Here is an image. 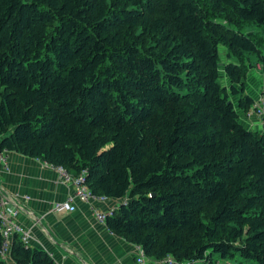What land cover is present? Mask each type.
Instances as JSON below:
<instances>
[{"label":"trees","instance_id":"16d2710c","mask_svg":"<svg viewBox=\"0 0 264 264\" xmlns=\"http://www.w3.org/2000/svg\"><path fill=\"white\" fill-rule=\"evenodd\" d=\"M251 23L264 0H0V153L85 173L154 264H264ZM1 227L0 264H56Z\"/></svg>","mask_w":264,"mask_h":264},{"label":"crops","instance_id":"0c3cea01","mask_svg":"<svg viewBox=\"0 0 264 264\" xmlns=\"http://www.w3.org/2000/svg\"><path fill=\"white\" fill-rule=\"evenodd\" d=\"M249 84V91L255 92L258 84ZM245 118L244 124L253 131L263 127L255 112ZM5 158L8 169L0 162V199L5 194L19 210L14 221L29 232L31 247L49 253L56 264H137L136 245L113 234L95 215L96 210L113 212L122 201H77L72 211L57 213L53 210L56 203L65 202L75 187L38 159L11 152Z\"/></svg>","mask_w":264,"mask_h":264},{"label":"built area","instance_id":"2783aa9c","mask_svg":"<svg viewBox=\"0 0 264 264\" xmlns=\"http://www.w3.org/2000/svg\"><path fill=\"white\" fill-rule=\"evenodd\" d=\"M260 103L257 105L258 111L257 114L264 118V99L259 101ZM263 129H264V121H263ZM3 161L5 163V168L8 169L7 160L5 158V152L0 153V162ZM51 166V165H50ZM54 170H56L60 175L64 183L72 184L75 187L74 194L68 196L65 202L56 203L53 210L57 213H66L70 212L74 209L75 202L80 203H98V202H107L108 198L104 196H96L91 189L87 186L85 180V173H82L80 176H74L67 170H64L60 167L51 166ZM19 210L15 208L13 205L9 204L7 201L6 195L3 194L0 199V221L2 222L1 227V235L4 237L3 244V252L6 254L8 249L10 248L11 242L13 240L14 235L21 236V239L26 243L30 244V234L26 231L20 224H17L14 220L18 215ZM112 212H101L95 211L96 218H98L102 223H106L107 216L111 215ZM137 256L136 263L137 264H154L151 260H149L143 249L141 247L136 246ZM226 264H239L233 262H227Z\"/></svg>","mask_w":264,"mask_h":264},{"label":"rangeland","instance_id":"374dc122","mask_svg":"<svg viewBox=\"0 0 264 264\" xmlns=\"http://www.w3.org/2000/svg\"><path fill=\"white\" fill-rule=\"evenodd\" d=\"M251 32L256 37H258L259 39H261V41H264V25H257L255 23L245 24V26H244V33L245 34H248V33H251ZM248 58L250 59L251 63H253L252 69L249 70L250 71V74H249L248 82L250 81L253 85L255 84V86H256V84H258L256 90H258L259 92H261V90H264V70H262L263 66L261 64H259V67H258L257 64L260 63V59L258 58L257 55H255V54L252 53L251 55H248ZM248 86H249V89H252V86H250V84H248ZM251 92L252 93H255L254 91H251ZM257 100H260V97ZM246 115L247 114H245V113H243V112L240 111V117H241L243 123H245L244 118L246 117ZM258 118H260L262 122L264 121V118L261 115L260 116L258 115ZM259 132L262 133V134L264 133L263 127H261L259 129ZM47 166L49 167L50 165H47ZM220 262H222L223 264H226L227 262L238 263L236 261L229 260V259L220 260ZM245 264H249V263L248 262H245Z\"/></svg>","mask_w":264,"mask_h":264}]
</instances>
